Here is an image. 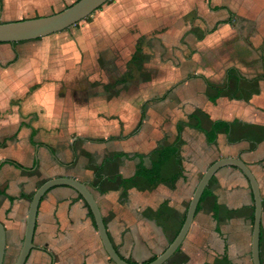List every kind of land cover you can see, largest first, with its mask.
Returning a JSON list of instances; mask_svg holds the SVG:
<instances>
[{
	"label": "crops",
	"instance_id": "1",
	"mask_svg": "<svg viewBox=\"0 0 264 264\" xmlns=\"http://www.w3.org/2000/svg\"><path fill=\"white\" fill-rule=\"evenodd\" d=\"M183 2L186 17L168 13L166 0H111L78 32L83 46L77 43L59 82L43 85L36 72L23 93L6 90L0 104L4 264H15L33 195L51 178L88 185L113 245L133 263L168 247L216 160L241 157L264 192V0ZM34 44L0 42V67L7 68L1 85L34 70L24 58L10 64ZM114 50L122 55L118 69L111 68L113 56L101 59ZM78 64L83 71L72 70ZM35 86L40 91L30 92ZM217 121L228 124L211 142L204 131ZM8 145L22 151L7 152ZM165 149L171 154L161 168L164 180L151 184L137 170L152 169ZM254 214L249 180L236 167H222L164 264H253ZM33 241L25 264H116L88 203L70 186L43 196ZM260 253L264 264V213Z\"/></svg>",
	"mask_w": 264,
	"mask_h": 264
},
{
	"label": "water",
	"instance_id": "2",
	"mask_svg": "<svg viewBox=\"0 0 264 264\" xmlns=\"http://www.w3.org/2000/svg\"><path fill=\"white\" fill-rule=\"evenodd\" d=\"M108 1L110 0H77L65 7L64 9L58 12H54L52 14L41 15L32 18L0 21V42L14 43L19 41L37 39L65 30L73 26L74 24L80 22L89 15L93 14L96 10H98ZM225 166H233L238 168L251 184L255 200L252 242L253 264H263L261 260L260 243L262 216L264 213V194L262 193L261 186L257 177L253 173L250 166L241 157L220 158L206 169L194 191L186 218L178 234L161 254H159L155 259L146 263L129 262L125 258H123L121 254L117 251L108 234L98 202L93 192L85 182L76 178L66 176L48 179L37 188L36 192L33 195L27 217L23 244L16 258L15 264H25L30 251L35 246L33 237L35 232L39 204L46 192L58 185H66L73 187L86 200L93 213L105 249L108 252L110 258L116 264H164L171 258V256L183 243L193 223L198 205L206 187L209 185L211 179L214 177L217 171ZM6 245V228L3 222L0 221V264H4Z\"/></svg>",
	"mask_w": 264,
	"mask_h": 264
},
{
	"label": "rangeland",
	"instance_id": "3",
	"mask_svg": "<svg viewBox=\"0 0 264 264\" xmlns=\"http://www.w3.org/2000/svg\"><path fill=\"white\" fill-rule=\"evenodd\" d=\"M74 1L75 0H0V21L13 20L16 19L17 17L32 18L41 15L52 14L54 12H58L64 9ZM166 1L171 3L170 5L165 7L166 9L170 10L168 11V13L186 17L185 12H188L189 4L186 5L183 1H188V0H166ZM192 1L193 2L195 1L196 4H198L197 0H190V2ZM179 2L181 5H179ZM107 4H109V1L103 6H101L99 10H103L104 7H106L105 5ZM91 15H89L88 17L84 18L80 22L74 24L73 26L65 30L50 34L48 36L40 37L37 39L15 42L23 45L25 44L29 45V43L32 42L35 43L34 44L35 46L33 45L28 46L25 51H22L23 49H21V51H17L14 60H12L10 64H14L15 62H18L21 58H24L28 60L27 66L32 65L34 70L30 71L27 74L28 75L27 78L18 77L14 79L12 83H10L8 80L3 79L2 85L0 84L1 88L3 89V91L0 92V104L1 102L4 104V102L7 100L6 97L8 96L6 92L7 89L8 91L11 90L12 92H14L15 90L18 92V94L23 93L25 90L26 82L31 80L34 77V75H37L36 72H39L40 75L43 77L44 79L43 85H48L50 83H52L53 85L56 82H59L60 80L59 73L62 72L64 69L66 73L69 72L68 70H70L68 66L70 65L69 63L71 61V57L75 53L77 43L80 44L81 48L83 46V43L81 42L82 39L76 38V36L78 35L79 31H81L84 27L86 28V25ZM198 25L204 27V25L201 22H199ZM88 50H89V46L85 52H87ZM114 52H111L109 54L114 57L113 60L117 59V62L114 65H112L111 68L118 69L120 68L119 66L122 63V61L119 60L118 57L120 56L122 57V55L117 54L115 50ZM137 55L140 56L139 53ZM101 59H104L103 56L101 57ZM103 64H105L103 65V68H105V66L106 67L110 66V62ZM72 70H78L79 72V71H83L84 68L78 64V68L76 66L72 68ZM0 71L7 72V68L0 67ZM37 90L40 91L38 86L37 87L35 86V88L30 89V92ZM26 91L28 92L29 88ZM24 103L26 102L22 101L21 105L23 106ZM8 119H10V121H14V119L17 120V116L11 115L9 116ZM0 121H5V119H0ZM18 144L26 145L27 143L26 141H21ZM18 147H19L18 145L17 147L8 145L5 148V151L19 153V151H22V147H20L19 151L17 150ZM262 193L264 194L263 190Z\"/></svg>",
	"mask_w": 264,
	"mask_h": 264
},
{
	"label": "trees",
	"instance_id": "4",
	"mask_svg": "<svg viewBox=\"0 0 264 264\" xmlns=\"http://www.w3.org/2000/svg\"><path fill=\"white\" fill-rule=\"evenodd\" d=\"M75 1H77V0H75ZM227 124H228V122H226V121H217V122H215L213 124V126H212V128L210 130H205V131L202 130V131H204L206 133L207 137H208V135L211 134V138L209 137V141L213 142V141L216 140L217 135L219 134V132L222 129L226 128ZM140 126H141V123L139 124V126L137 127V129L140 128ZM170 154L171 153L168 152L167 149H165V151H163V153H162V157H161L160 161L157 164H155L152 169H149V170L148 169H145L142 172V169L139 167V169L137 170V174L144 175L150 181L151 184H156V183L162 182L164 180V178L161 175V168H162V165L164 164V162L166 161V158ZM11 161L13 163L17 164L18 166H21V164L18 163V162H16L15 160H11ZM213 178L211 179L210 183L213 181ZM208 190H209V185L206 187V189H205V191H204V193H203V195L201 197L200 202H202V199L206 196V193L208 192Z\"/></svg>",
	"mask_w": 264,
	"mask_h": 264
},
{
	"label": "flooded vegetation",
	"instance_id": "5",
	"mask_svg": "<svg viewBox=\"0 0 264 264\" xmlns=\"http://www.w3.org/2000/svg\"><path fill=\"white\" fill-rule=\"evenodd\" d=\"M110 56H111V55H110L109 53L106 52V53H104L103 58L105 57V59H106V58H108V57H110Z\"/></svg>",
	"mask_w": 264,
	"mask_h": 264
}]
</instances>
